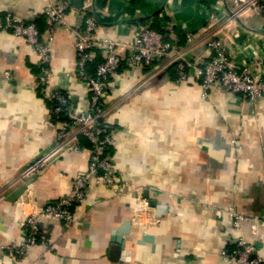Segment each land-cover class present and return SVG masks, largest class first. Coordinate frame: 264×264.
<instances>
[{"label":"crops","instance_id":"crops-1","mask_svg":"<svg viewBox=\"0 0 264 264\" xmlns=\"http://www.w3.org/2000/svg\"><path fill=\"white\" fill-rule=\"evenodd\" d=\"M69 1L73 8L51 42V86L68 90L76 111L88 105V91L72 73L73 40L83 29L84 13L97 20L98 38L117 39L124 55L135 25H174L172 54L201 62L215 36L236 69L264 73L262 11L238 10L232 0ZM45 5L46 0H0V22L10 12L33 19L44 32ZM185 6L193 7V17L176 20L174 13ZM168 59L151 67L122 64L108 77L120 193L94 185L73 208L74 224L39 221L37 243L20 258L0 250V264H228L224 254L239 236L253 244L264 264V97L251 102L219 86L203 97L193 77L177 81ZM38 61L22 37L0 28V246L19 242L28 230L20 225L22 213L66 194L90 158L85 150L66 151L34 175L20 197L6 199L19 185L21 169L56 141L58 121L41 92ZM230 206L243 216L239 227L225 213Z\"/></svg>","mask_w":264,"mask_h":264},{"label":"built area","instance_id":"built-area-1","mask_svg":"<svg viewBox=\"0 0 264 264\" xmlns=\"http://www.w3.org/2000/svg\"><path fill=\"white\" fill-rule=\"evenodd\" d=\"M232 2L238 10L254 9L264 12V0ZM72 8L69 0H46L44 32L39 31L33 19L24 21L10 12H7L0 22V28L22 37L36 50L41 92L53 101L51 108L53 116L64 117L58 121L54 145L36 155L21 169L15 181L19 184L26 182L66 151L85 150L90 154L86 170L74 178L66 194L56 202L42 206L34 204L31 211L22 213L20 225L28 230L19 242L0 246V250L5 249L12 258L22 257L37 243L39 221L59 220L66 224H74L76 218L73 208L87 199L94 185L103 184L109 186L114 193H120L111 155L115 137L107 116L106 95L109 87L108 77L122 64L130 67H151L154 63L171 58L175 65L177 81L188 82L193 77L203 97L208 96V92L216 86L239 94L251 102L264 97V73L255 76L246 67L236 69L223 42L215 36L207 41V57L198 62L186 58L180 52L171 53L175 50V45L164 38V31L173 36L174 25H169L163 30L150 25H135L133 39L126 46L128 53L124 55L119 50L120 42L117 39L98 38L97 20L91 13H84L83 29L74 35L73 47L77 61L72 73L84 83L88 91V105L84 110L76 111L68 90L60 86L54 88L51 86L53 34L58 24L64 20L65 12ZM185 35L188 40L192 37L190 31H186ZM4 74L9 75V71H4ZM82 138L87 141L86 145L81 142ZM29 185L30 183L26 185L23 192ZM23 201L29 203L27 197ZM225 213L234 227L240 226L243 216L234 207H228ZM224 255L228 264H261L263 261L254 254L253 244L244 236L237 237L231 250Z\"/></svg>","mask_w":264,"mask_h":264},{"label":"water","instance_id":"water-1","mask_svg":"<svg viewBox=\"0 0 264 264\" xmlns=\"http://www.w3.org/2000/svg\"><path fill=\"white\" fill-rule=\"evenodd\" d=\"M194 15V9L192 6H185L181 9H179L178 11H176L174 13V18L176 20H179V21H183V22H186L188 21L189 19H191ZM34 176L31 177L30 179H28L26 182L24 183H20L19 185H17L9 194L8 196L6 197V199L8 201H14L16 200L18 197H20V195L23 193V191L25 190L26 188V185L28 183H30L32 180H33ZM129 221H126L124 223V225L121 227L122 230H127L128 226H129ZM121 229H117L116 230V233L117 234H120L121 232ZM118 242H121L120 240H118ZM116 250V247L114 248Z\"/></svg>","mask_w":264,"mask_h":264},{"label":"trees","instance_id":"trees-1","mask_svg":"<svg viewBox=\"0 0 264 264\" xmlns=\"http://www.w3.org/2000/svg\"><path fill=\"white\" fill-rule=\"evenodd\" d=\"M152 27H154L155 29L161 30V28L158 27V26H152ZM162 30H163V29H162ZM174 33H175V30H174ZM164 38H165L166 40L171 41V43H173V41L170 39L168 33L165 32V31H164ZM181 42H183V41H181ZM92 68H93V66L91 67L90 70H92ZM48 103H49L50 108H52V106H53V101H52V100H48ZM54 118H55L57 121H60L61 119H64V117L56 118L55 116H54ZM81 142H82L83 144H85V145L87 144V141H86L85 139H83V138L81 139Z\"/></svg>","mask_w":264,"mask_h":264}]
</instances>
